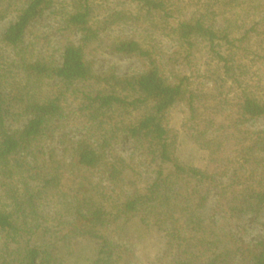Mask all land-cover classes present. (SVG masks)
Instances as JSON below:
<instances>
[{
  "label": "rangeland",
  "instance_id": "1",
  "mask_svg": "<svg viewBox=\"0 0 264 264\" xmlns=\"http://www.w3.org/2000/svg\"><path fill=\"white\" fill-rule=\"evenodd\" d=\"M161 1L164 10L150 11L141 0H90V24L99 30V38L86 48L87 60L100 75L114 72L124 77L144 73L150 66L148 58L111 49L117 41L134 38L153 53L171 80L178 74L189 76L198 117L191 119L188 99L176 103L169 112L167 125L175 137L174 156L187 166L216 171L212 180L199 185L196 201L204 196L205 204L198 208V215L213 225L219 239L233 238L253 247L264 240V208L259 213L233 214L221 204V191L231 182L235 167L228 168L227 175H221L211 145L224 141L221 159L237 160L238 156H246L245 145L253 138L264 139V117L242 123L239 111L243 90L264 101V0ZM25 3L26 0H5L1 7L7 16L0 20V89L10 110L7 127L12 132L22 129L33 118L26 111L29 103L43 100L61 85L58 78L30 75L26 64L43 61L60 65L66 45H80L83 39L82 31L67 21L79 2L54 0L50 8L29 23L22 42L10 45L4 37ZM201 16L221 34H228L234 43L221 40L213 49L208 41L197 39L195 46L189 48L180 37L179 25L183 20ZM219 54L229 60L230 72L225 71ZM67 105L66 117L55 121L54 131L24 153L39 177H51L58 170L60 180L57 188L44 189L35 196L42 225L30 240L31 245L48 253L51 258L48 264H101L96 260L102 256L101 243L105 239L114 248L109 264H177L185 259L193 251L190 244L195 230L184 223L178 212L163 227L154 218H148L150 222L146 224L139 215L126 218L122 214L115 223L99 231L101 237L75 233V209L85 196L91 195V190L95 191L92 184L101 185L107 192V197L94 194L93 199L108 206L111 201L127 200L135 192L146 194L158 168L148 144L119 129L108 134L106 148H101V140H93L105 153L103 166L94 169L81 166L74 150L86 131L78 117V101L70 97ZM116 114L122 119L121 112ZM209 141L214 143L207 144ZM255 154L264 159L259 150ZM115 164L119 173L112 180L109 171ZM43 184L41 178L29 180L27 190L18 179L14 187L25 196L24 193L41 190ZM174 196L172 203L180 205L184 201ZM108 208L117 212L116 205ZM13 209L12 197L0 181V210ZM25 219L35 220L32 214ZM180 233L187 239L178 237ZM20 248L16 242H6L5 234L0 232V263L17 264L14 252ZM186 248L189 252H185ZM221 264L255 263L244 256H235Z\"/></svg>",
  "mask_w": 264,
  "mask_h": 264
},
{
  "label": "trees",
  "instance_id": "2",
  "mask_svg": "<svg viewBox=\"0 0 264 264\" xmlns=\"http://www.w3.org/2000/svg\"><path fill=\"white\" fill-rule=\"evenodd\" d=\"M4 1L0 0V20L7 16V11L1 9ZM77 1L78 6L68 16L67 21L82 31V43L67 44L60 65L43 61L26 64L30 75L38 78H58L61 85L55 93L46 95L43 100L32 101L26 106V111L32 114L33 118L22 129L14 132L8 129L7 117L10 110L0 89V181L14 203L13 211L0 210V232L5 234L6 242H16L22 247L14 252V262L37 264L39 257L40 264L51 262L48 253L32 246L30 240L42 225L35 196L44 189L57 188L60 182L59 173L56 170L51 177L48 175L39 177L24 153L43 136L54 131L57 119L66 117L67 102L71 97L79 103L78 117L84 123L86 131L74 150L81 166L92 169L103 166L105 153L94 145L93 140H101V148H106L109 144L108 134H115L119 129L130 134L138 142L148 144L149 152L156 160L158 168L156 179L146 194L135 192L123 202L108 203V206L116 205L117 212L108 208L102 201L93 199L97 194L107 197V192L101 185L92 184L91 188L95 191L91 190V195L85 196L75 209V233L87 234L93 238L101 237L103 235L99 231L115 223L123 215L126 218L139 215L146 224L150 222L148 218H154L155 222L163 227L167 220L178 212L183 215L184 223L195 230V235L190 244L193 251L177 264H221L222 261L235 256H244L255 264H264V240L251 247L233 238L219 239L220 235L213 225L198 215V208L205 204L204 196L196 201L199 185L212 180L216 171L210 172L187 166L174 156L175 137L167 125L169 112L176 103L188 99L191 119L198 117L199 108L195 103L194 93L190 90L189 76L185 73L178 74L175 80H171L163 73L153 53L134 38L117 41L111 45V49L121 54L148 58L150 66L146 72L124 77L114 72L97 74L87 60L86 48L98 40L99 30L90 24L92 12L90 0ZM141 1L150 11L165 9V4L161 0ZM53 3L54 0H26L17 21L10 25L4 39L10 45L18 46L29 23ZM179 34L191 49L197 39L208 41L213 49L221 40L234 43L228 34H221L202 16L183 20L179 25ZM219 58L224 63L225 71L230 72L229 60L221 54ZM1 64L0 54V66ZM239 111L242 123L252 118L264 117V101L243 90ZM118 112H121L122 119H118L116 114ZM222 142L207 143H214L211 150L215 164L222 170L221 175H227L228 168L235 167L231 182L223 186L221 191V204L233 214L259 213L264 208V159L255 152L259 150L264 154V139L253 138L249 145H245L246 156H238L237 160L221 159ZM118 173L115 164L109 171L111 179L114 180ZM39 178L44 182L41 190L23 192L25 196L20 195L19 190H15L16 180L19 179L26 185L25 189L30 190L28 181ZM174 194L184 198L180 205L172 203ZM28 211L31 212L27 213ZM27 214H32L35 220L26 221ZM181 235L180 233L178 237L187 239ZM188 248L185 252H189ZM113 253L111 243L103 240L100 249L102 256L96 262L109 264Z\"/></svg>",
  "mask_w": 264,
  "mask_h": 264
}]
</instances>
